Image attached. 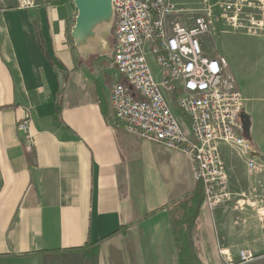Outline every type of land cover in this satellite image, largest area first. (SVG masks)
Listing matches in <instances>:
<instances>
[{
  "label": "crops",
  "instance_id": "obj_1",
  "mask_svg": "<svg viewBox=\"0 0 264 264\" xmlns=\"http://www.w3.org/2000/svg\"><path fill=\"white\" fill-rule=\"evenodd\" d=\"M37 1L0 0V264H180L168 211L197 184L188 157L116 117L112 87L128 83L102 37L75 45L73 0ZM245 13L264 17V0H247ZM236 80L264 163V36L236 31ZM26 119L32 148L18 130ZM220 148L232 197L214 212L202 203L201 264L264 253V174L252 177L240 154Z\"/></svg>",
  "mask_w": 264,
  "mask_h": 264
},
{
  "label": "built area",
  "instance_id": "obj_2",
  "mask_svg": "<svg viewBox=\"0 0 264 264\" xmlns=\"http://www.w3.org/2000/svg\"><path fill=\"white\" fill-rule=\"evenodd\" d=\"M195 1L116 0L113 65L128 85L114 83L111 103L128 132L188 157L194 179L203 184L204 204L214 212L232 197L221 144L245 159L252 177L264 174V163L247 135L246 98L229 73L228 58L206 54L202 36L220 22V33L236 29L264 36V17L246 16L247 0H200L202 7L188 26L183 19L190 18L187 5ZM21 5L37 4L22 0ZM177 108L187 115L186 122L179 119ZM18 130L32 148L28 119ZM239 257L240 264L255 258L245 249Z\"/></svg>",
  "mask_w": 264,
  "mask_h": 264
},
{
  "label": "rangeland",
  "instance_id": "obj_3",
  "mask_svg": "<svg viewBox=\"0 0 264 264\" xmlns=\"http://www.w3.org/2000/svg\"><path fill=\"white\" fill-rule=\"evenodd\" d=\"M195 2L196 3L190 2L187 5L188 7H191V9H192L187 13L188 14L187 17H190L187 20L189 22L192 21V23H193L194 16L197 13V9L202 7V3H200V0H197ZM221 27H222V23L220 22L218 25H216V27L214 28V31L212 33L202 36L204 51L206 54H209V55H225L230 62L229 73L236 78V31L243 33V34H246V35H249V36L251 34H248L245 31L236 30V29H229L227 32L220 33V32H218V29L219 28L221 29ZM114 31H115V28H114V23H113L110 27H108V28H106L100 32V36L104 40H106L107 43L110 44L111 48H113L114 43H115ZM215 38H216V41H214ZM239 70L242 74V76H241L242 80L246 81V79H245L246 75L245 74H247L250 70L244 68L243 66H239ZM244 96L246 98V95H244ZM247 100L248 99L246 98V102H247ZM248 109H249V107H248ZM248 109H246L248 112L245 110L246 115H248V117H245V118L248 119V124H249V126H248L249 132L247 133V135L252 138V136L250 134V129H251L252 124H253L251 118L253 117L254 111H251L250 109L249 110ZM263 113H264V110H263ZM176 114L178 115L179 119L182 122H184V119L188 118L187 115L181 109L177 108ZM242 116H243V114H242ZM256 130H259V132L261 133L262 141H261V138L259 139V141H260V146L262 148H264V123H262V122L259 123ZM252 141L254 142V138ZM256 147L258 148L257 145H256ZM231 150L236 152V150L233 148H231ZM242 250H244V249H241L240 251H242ZM245 250H248V249H245ZM240 251H239V253H240ZM248 251H250V250H248ZM250 252H252V251H250ZM252 253H254V252H252ZM223 255H224V260H225L224 264H240L239 263V259H240L239 254H237V256L230 255V254H227V255L223 254ZM254 257H255L254 260L247 262V263H243V264H263L264 263V253H261V254L254 253Z\"/></svg>",
  "mask_w": 264,
  "mask_h": 264
},
{
  "label": "trees",
  "instance_id": "obj_4",
  "mask_svg": "<svg viewBox=\"0 0 264 264\" xmlns=\"http://www.w3.org/2000/svg\"><path fill=\"white\" fill-rule=\"evenodd\" d=\"M52 4H63L69 0H46ZM36 4L38 1L36 0ZM204 203V187L197 181L193 191L169 207V215L172 223L173 234L176 242L178 259L180 264H201L195 253L193 236L200 214V208ZM98 247V243H95ZM96 249V248H95Z\"/></svg>",
  "mask_w": 264,
  "mask_h": 264
},
{
  "label": "water",
  "instance_id": "obj_5",
  "mask_svg": "<svg viewBox=\"0 0 264 264\" xmlns=\"http://www.w3.org/2000/svg\"><path fill=\"white\" fill-rule=\"evenodd\" d=\"M73 2L77 15L71 29V37L75 45L83 51L100 39L102 30L114 23V0H73ZM244 123L246 127L249 126L245 121Z\"/></svg>",
  "mask_w": 264,
  "mask_h": 264
},
{
  "label": "bare ground",
  "instance_id": "obj_6",
  "mask_svg": "<svg viewBox=\"0 0 264 264\" xmlns=\"http://www.w3.org/2000/svg\"><path fill=\"white\" fill-rule=\"evenodd\" d=\"M114 8H116V0H114ZM102 28H104V26H102ZM103 43H105V42L103 41Z\"/></svg>",
  "mask_w": 264,
  "mask_h": 264
}]
</instances>
